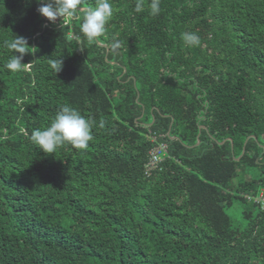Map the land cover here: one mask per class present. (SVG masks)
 <instances>
[{
	"label": "trees",
	"instance_id": "1",
	"mask_svg": "<svg viewBox=\"0 0 264 264\" xmlns=\"http://www.w3.org/2000/svg\"><path fill=\"white\" fill-rule=\"evenodd\" d=\"M137 2L89 43L95 0L52 30L37 0H0V264H264V0ZM15 35L29 66L9 72ZM63 105L93 139L46 154L31 133Z\"/></svg>",
	"mask_w": 264,
	"mask_h": 264
},
{
	"label": "clouds",
	"instance_id": "2",
	"mask_svg": "<svg viewBox=\"0 0 264 264\" xmlns=\"http://www.w3.org/2000/svg\"><path fill=\"white\" fill-rule=\"evenodd\" d=\"M144 2L145 0H138L135 7L136 12L143 10ZM37 3L40 5L38 12L46 20L43 25L44 29L52 30V23H57L58 18H62V20L76 18L83 0H37ZM160 4L161 0H149L147 5L149 14L153 16L159 15L161 12ZM113 12L114 8L111 0H95V5L85 10L80 30L89 43L95 42L97 38L106 32V25ZM181 38L185 45L190 47L198 46L200 43L199 36L192 32L182 33ZM4 46L13 52V55L5 64V68L9 72H19L22 68L29 66V63L22 62L25 54L29 53V45L25 37L15 35L14 38L5 40ZM112 47L119 48L120 45L116 42ZM62 66L63 61L61 58L50 59V67L56 74L62 70ZM19 103L23 104V101H19ZM94 123L92 119L83 116L75 107L63 105L49 126L32 131L30 140L39 150L46 154H54L58 148L65 144H70L77 149H85L93 139L92 129ZM99 126L103 127V121L100 122ZM23 131L24 129H21V132ZM161 146L164 145L162 144Z\"/></svg>",
	"mask_w": 264,
	"mask_h": 264
},
{
	"label": "built area",
	"instance_id": "3",
	"mask_svg": "<svg viewBox=\"0 0 264 264\" xmlns=\"http://www.w3.org/2000/svg\"><path fill=\"white\" fill-rule=\"evenodd\" d=\"M69 20L65 23L67 25ZM166 147L161 146L159 148H156L152 153H151V158H150V163L147 166V174H151V171L163 161L165 155H166Z\"/></svg>",
	"mask_w": 264,
	"mask_h": 264
},
{
	"label": "rangeland",
	"instance_id": "4",
	"mask_svg": "<svg viewBox=\"0 0 264 264\" xmlns=\"http://www.w3.org/2000/svg\"><path fill=\"white\" fill-rule=\"evenodd\" d=\"M81 10H84V9H81ZM43 18H45V17H43Z\"/></svg>",
	"mask_w": 264,
	"mask_h": 264
}]
</instances>
